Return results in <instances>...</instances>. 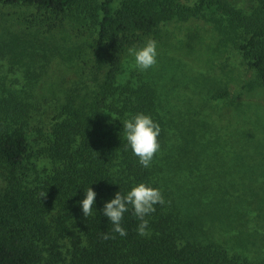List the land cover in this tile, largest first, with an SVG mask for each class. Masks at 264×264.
Returning a JSON list of instances; mask_svg holds the SVG:
<instances>
[{"label": "trees", "instance_id": "1", "mask_svg": "<svg viewBox=\"0 0 264 264\" xmlns=\"http://www.w3.org/2000/svg\"><path fill=\"white\" fill-rule=\"evenodd\" d=\"M195 19L210 23L264 87V0H0V264H264L202 240L169 197L163 169L142 167L124 138L123 122L137 113L159 124L160 150L170 138L156 89L120 79L125 54L159 39L161 26ZM64 27L69 44L58 50L53 30ZM71 33L89 39L74 43ZM58 60L76 78L62 99L61 82L46 81ZM86 70L93 88L79 86ZM139 183L160 189L166 203L145 217L148 237L137 234L129 207L121 237L102 209ZM88 187L96 199L84 217Z\"/></svg>", "mask_w": 264, "mask_h": 264}, {"label": "rangeland", "instance_id": "2", "mask_svg": "<svg viewBox=\"0 0 264 264\" xmlns=\"http://www.w3.org/2000/svg\"><path fill=\"white\" fill-rule=\"evenodd\" d=\"M231 2L246 7L252 0ZM67 28L53 30L58 50L69 44L60 39ZM160 29L156 65L139 70L128 51L120 75L122 82L141 78L157 91L170 138L152 162L163 169V183L183 221H193L202 240L264 259V87L241 54L219 44L204 19ZM71 35L74 43L89 39ZM59 60L49 64L46 81L61 82L62 99L76 78ZM96 76L100 80L102 74ZM82 82L80 87L93 88L95 76L86 70Z\"/></svg>", "mask_w": 264, "mask_h": 264}, {"label": "clouds", "instance_id": "3", "mask_svg": "<svg viewBox=\"0 0 264 264\" xmlns=\"http://www.w3.org/2000/svg\"><path fill=\"white\" fill-rule=\"evenodd\" d=\"M118 7V5L116 6ZM129 54L134 58L135 67L145 71L157 63V41L147 39L140 47L130 48ZM124 138L132 154L138 158L140 165L144 168L151 166L156 153L160 151L159 136L161 128L159 124L146 114L137 113L130 119L123 122ZM46 197L42 192L40 198ZM96 199V192L88 187L85 190V198L80 201V206L84 217L93 215V205ZM166 203L162 192L158 188L139 183L131 187L126 193L117 192L113 199L105 202L102 213L113 225L112 231L121 237L127 235V231L121 226L124 214L131 207L132 214L140 221L136 231L141 237L151 235L149 231V221L145 218L155 212V205ZM101 239H115L108 233H101Z\"/></svg>", "mask_w": 264, "mask_h": 264}]
</instances>
